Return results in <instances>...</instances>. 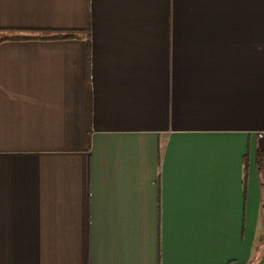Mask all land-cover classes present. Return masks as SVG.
Returning a JSON list of instances; mask_svg holds the SVG:
<instances>
[{
	"label": "crops",
	"instance_id": "1",
	"mask_svg": "<svg viewBox=\"0 0 264 264\" xmlns=\"http://www.w3.org/2000/svg\"><path fill=\"white\" fill-rule=\"evenodd\" d=\"M54 32L0 43V264H264V0H0Z\"/></svg>",
	"mask_w": 264,
	"mask_h": 264
},
{
	"label": "trees",
	"instance_id": "2",
	"mask_svg": "<svg viewBox=\"0 0 264 264\" xmlns=\"http://www.w3.org/2000/svg\"><path fill=\"white\" fill-rule=\"evenodd\" d=\"M78 35L75 32H67V33H62V32H54L45 36H25V35H20V36H3L0 38V43L1 42H6V41H25V40H37V39H42V40H65V39H75L77 38ZM247 173V169H246ZM247 176V174H246ZM246 176H245V182L244 185L246 186Z\"/></svg>",
	"mask_w": 264,
	"mask_h": 264
},
{
	"label": "built area",
	"instance_id": "3",
	"mask_svg": "<svg viewBox=\"0 0 264 264\" xmlns=\"http://www.w3.org/2000/svg\"><path fill=\"white\" fill-rule=\"evenodd\" d=\"M258 137L262 140H264V131L258 134ZM262 175L264 176V162L260 168Z\"/></svg>",
	"mask_w": 264,
	"mask_h": 264
}]
</instances>
